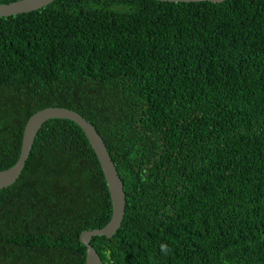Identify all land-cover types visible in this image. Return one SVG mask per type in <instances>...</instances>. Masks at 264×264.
<instances>
[{"label":"trees","instance_id":"obj_1","mask_svg":"<svg viewBox=\"0 0 264 264\" xmlns=\"http://www.w3.org/2000/svg\"><path fill=\"white\" fill-rule=\"evenodd\" d=\"M19 0H0L9 4ZM81 114L127 196L103 264H264V0H57L0 18V172ZM113 205L73 121L0 190V264H87Z\"/></svg>","mask_w":264,"mask_h":264},{"label":"water","instance_id":"obj_2","mask_svg":"<svg viewBox=\"0 0 264 264\" xmlns=\"http://www.w3.org/2000/svg\"><path fill=\"white\" fill-rule=\"evenodd\" d=\"M57 0H19L9 4H0V18L11 17L38 11L54 3ZM171 3H198L212 2L223 3L227 0H156ZM53 119L70 120L78 124L87 135L98 159L110 191L113 215L111 221L102 229L85 231L81 235V241L87 248V264H103L97 251L91 245L95 237H107L112 239L121 229L127 206V196L124 183L119 175L118 169L103 138L86 118L81 114L67 109L51 107L34 114L26 124L22 151L15 166L0 172V190L8 188L17 182L21 176L36 138L45 123Z\"/></svg>","mask_w":264,"mask_h":264}]
</instances>
